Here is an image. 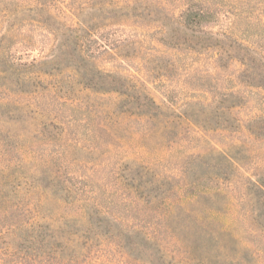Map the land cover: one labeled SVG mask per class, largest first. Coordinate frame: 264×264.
Returning <instances> with one entry per match:
<instances>
[{"label":"rangeland","instance_id":"374dc122","mask_svg":"<svg viewBox=\"0 0 264 264\" xmlns=\"http://www.w3.org/2000/svg\"><path fill=\"white\" fill-rule=\"evenodd\" d=\"M109 3L0 0V70L42 63L22 77L13 69L17 77L0 75V104L9 107L0 109V197L8 195L12 204L20 198L29 209L42 204L58 227L59 220L82 215L45 192L54 187L48 178L81 180L99 204L130 218L131 200L147 191L134 193L122 177L139 184L144 176L166 183L173 201L207 191L212 203L205 210L216 228L241 236V251L253 242L263 245L254 212L264 211V193L253 183L264 185V130L252 121L264 119V0ZM193 12L202 13L206 24L192 28ZM113 35L116 45L94 46L96 66L132 81L156 111L138 113L120 94L86 89L70 59L50 73L52 54L62 45L72 58L78 49L90 51L93 40ZM195 113L234 121L228 129L214 119L204 126L190 118ZM163 208L157 200L150 210ZM141 214H135L137 225ZM116 243L105 238L100 247L107 264H141L125 258ZM4 247L0 241V262L19 261L17 243L11 257L3 255Z\"/></svg>","mask_w":264,"mask_h":264},{"label":"trees","instance_id":"16d2710c","mask_svg":"<svg viewBox=\"0 0 264 264\" xmlns=\"http://www.w3.org/2000/svg\"><path fill=\"white\" fill-rule=\"evenodd\" d=\"M105 1H109L111 7L115 0ZM103 4L104 2L101 1L100 9H103ZM111 10L113 13L114 9L111 8ZM206 21L208 20L205 16L198 12L191 13L188 18L189 25L194 29L202 27ZM199 30L200 32L206 31ZM111 37H102L90 42V44L93 43L90 51L77 48L78 50L75 51L77 53L72 58L64 50L65 45H62L59 50L53 52L54 55L52 54L50 73L56 72L59 63L64 59H70L69 63H72V68L79 72L86 89L120 94L130 101L129 105H133L138 113L145 112L146 107L156 111L158 108L156 103L142 91L136 94V86L132 81L119 74L102 72L96 66L94 61L97 60L98 54L96 51L93 52L94 46L100 49L109 47L106 42L116 40V36ZM119 41H114L112 45H116ZM41 64V62L37 63L36 59L29 63L20 62L18 70L13 68L0 70V75L5 79H10L16 74L22 77L27 74L25 72L31 73L30 70ZM30 80L31 76L28 82ZM4 86L9 87L8 84ZM7 108L9 107L0 104V109ZM190 118H194L196 123L204 126L210 125L214 119L217 120L218 127L223 129H228L234 121L226 114L217 115L215 118L212 116L202 118L201 113H195ZM252 127H256L258 131L264 130V119L258 118L252 121ZM1 171L0 174L4 173ZM125 172L127 173L126 169ZM122 178L124 181L126 179L129 189L134 193L137 194L141 189L147 191L143 196L131 200L129 211L134 215L130 218L129 216L124 217L122 213L110 212L99 204L97 199L87 192L89 182L81 180L69 179L61 183L59 178L51 176L48 178L54 187H46L45 192L48 191L58 203L62 202L68 207H77L76 209H79L82 215L59 220L58 227L50 223L53 218H48L47 214L46 216L43 214L42 204L29 209L20 202V198L12 204L8 195L0 197L2 205L0 241H3L5 246L2 250L3 255L7 257H11V254L16 255L13 254L12 249L13 243H17L20 246L18 252L20 259L17 262L15 260L13 264H48L50 260L51 264H107L108 260L101 254L100 247L105 238H116L119 241L116 245L119 246L124 257L132 258L141 264H264V244L257 245L253 242L251 247L247 245L241 251L237 245L241 236L232 235L229 230L216 228L213 215L205 210L212 203V197L207 191L196 192L187 198V202L183 203L184 198H176L173 201V196L167 195L169 193H167L166 183L153 184L146 181L144 176L140 178L139 184L134 177L131 178L129 175ZM193 185L190 187H194ZM195 185H197L196 182ZM253 186L264 193L263 184L253 183ZM36 187L38 186L30 185L28 189L37 190ZM191 198L193 200H190ZM157 200H161L164 205L161 213L150 210ZM141 203L145 204L144 208L141 207ZM187 204L199 206L205 212L198 214L196 209L187 208ZM139 210L141 212H138ZM135 212L142 213L138 223L140 225L135 224L138 218ZM254 220L264 239V211L258 210L256 216L254 212ZM70 234L76 235L77 238H70ZM0 261L4 260L0 258ZM0 264H7V262H0Z\"/></svg>","mask_w":264,"mask_h":264}]
</instances>
